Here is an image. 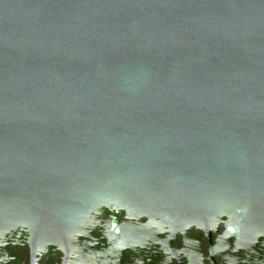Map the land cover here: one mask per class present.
Wrapping results in <instances>:
<instances>
[{
    "label": "water",
    "instance_id": "water-1",
    "mask_svg": "<svg viewBox=\"0 0 264 264\" xmlns=\"http://www.w3.org/2000/svg\"><path fill=\"white\" fill-rule=\"evenodd\" d=\"M107 207L264 222V0H0V238Z\"/></svg>",
    "mask_w": 264,
    "mask_h": 264
},
{
    "label": "flooded vegetation",
    "instance_id": "flooded-vegetation-1",
    "mask_svg": "<svg viewBox=\"0 0 264 264\" xmlns=\"http://www.w3.org/2000/svg\"><path fill=\"white\" fill-rule=\"evenodd\" d=\"M260 224L226 217L214 229H175L107 207L65 246L38 242L28 228L8 233L0 264H264V234L251 230Z\"/></svg>",
    "mask_w": 264,
    "mask_h": 264
}]
</instances>
